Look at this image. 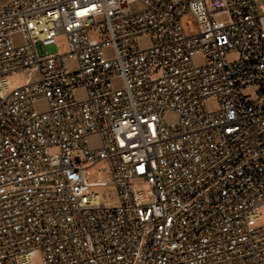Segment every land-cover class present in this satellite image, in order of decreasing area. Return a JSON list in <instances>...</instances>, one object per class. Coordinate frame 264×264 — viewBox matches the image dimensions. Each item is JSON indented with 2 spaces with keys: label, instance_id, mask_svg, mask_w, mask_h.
<instances>
[{
  "label": "built area",
  "instance_id": "built-area-1",
  "mask_svg": "<svg viewBox=\"0 0 264 264\" xmlns=\"http://www.w3.org/2000/svg\"><path fill=\"white\" fill-rule=\"evenodd\" d=\"M262 205L264 0H0V264H264Z\"/></svg>",
  "mask_w": 264,
  "mask_h": 264
},
{
  "label": "rangeland",
  "instance_id": "rangeland-1",
  "mask_svg": "<svg viewBox=\"0 0 264 264\" xmlns=\"http://www.w3.org/2000/svg\"><path fill=\"white\" fill-rule=\"evenodd\" d=\"M89 35L91 38L100 39L103 37V33L98 31L97 27L91 28L89 30ZM65 45H66V39L65 37L62 36L57 40V44H56L57 52L62 53ZM15 81L16 83L22 84L23 78L20 76H17L15 77ZM105 167H106V163L104 161H100L97 164L90 167L88 169L89 174L87 175L88 181H96L98 179H101L102 181L103 180L108 181L110 176L107 172L103 171ZM136 187L138 190H141V191H145L149 189V185L146 182H140L136 185ZM93 191L99 195L101 202L106 207H113V206L118 205L119 197H118L117 190L114 186L112 185L99 186V187H95ZM260 209L263 213V219H264V205H262ZM36 264H39V263L36 262Z\"/></svg>",
  "mask_w": 264,
  "mask_h": 264
}]
</instances>
